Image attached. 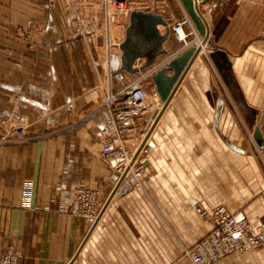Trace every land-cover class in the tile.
Here are the masks:
<instances>
[{"label": "crops", "instance_id": "obj_1", "mask_svg": "<svg viewBox=\"0 0 264 264\" xmlns=\"http://www.w3.org/2000/svg\"><path fill=\"white\" fill-rule=\"evenodd\" d=\"M63 4L0 0V255L12 248L20 264H191L186 250L213 229L197 208L220 205L264 232V37L244 39L264 32V0H232L214 19L207 17L211 45L161 115L152 76L190 43L170 29L167 56L145 72L125 73V86L148 75L138 126L160 116L143 156L144 184L122 198L112 197L116 173L103 162L96 135L110 118L104 107L109 90L93 67L103 61V42L73 38ZM163 16L171 27L176 15ZM216 49L229 54L254 115L238 105L210 58ZM145 63L138 59L135 68ZM121 88L112 84L114 93ZM11 124L25 128L30 140L8 144ZM138 130L131 146L140 145ZM84 189L98 192L97 220L61 209ZM218 264H264V253H236Z\"/></svg>", "mask_w": 264, "mask_h": 264}, {"label": "built area", "instance_id": "obj_2", "mask_svg": "<svg viewBox=\"0 0 264 264\" xmlns=\"http://www.w3.org/2000/svg\"><path fill=\"white\" fill-rule=\"evenodd\" d=\"M79 0H71L75 3ZM217 5L215 4L214 7ZM212 10V9H211ZM70 12L74 18H80L79 11L73 7ZM115 21L110 16L108 23ZM189 22H177L171 25V29L180 42H186L188 35L181 40L180 33L184 31V25ZM191 24V23H190ZM193 29V28H192ZM111 50L118 49L117 55L122 56L120 44H110ZM115 52L111 54L110 76L118 82L125 81V72H122L121 56L114 68L112 63ZM147 74H143L135 81L126 85L118 93L109 91L104 99V107L110 111V118L105 126L96 135L103 144L102 160L109 165L116 173V184L112 192V197L122 198L141 188L145 180L144 155L149 153L147 146L148 134L155 117L146 120L144 126L139 127V120L144 116L146 99L148 96L146 82ZM157 96L158 93L156 92ZM138 130L140 145L134 147L129 144V140L135 130ZM147 138V140H146ZM146 140L144 145L143 142ZM140 153L137 155L139 148ZM26 201L29 202L32 195V186H27ZM62 197L67 199V194ZM62 211L75 216H82L89 220H97L101 208L98 206V192L96 190H81L72 202L62 206ZM198 214L204 220L212 224L213 229L207 236L186 250V257L191 264H217L230 255L236 253H248L262 251L264 253V232L261 229L254 230L248 224L243 214H234L225 206H217L211 210L197 208ZM0 264H20L18 257L12 248L0 255Z\"/></svg>", "mask_w": 264, "mask_h": 264}, {"label": "water", "instance_id": "obj_3", "mask_svg": "<svg viewBox=\"0 0 264 264\" xmlns=\"http://www.w3.org/2000/svg\"><path fill=\"white\" fill-rule=\"evenodd\" d=\"M179 1L189 15L199 36L202 38L203 45H211L210 24L201 10V8L211 0ZM159 26H165L167 28L165 34L161 33ZM169 35L170 30L168 29V22L163 15L145 11L131 12L130 24L126 30L125 40L120 44V50L122 52V72L135 75L154 67L160 57L168 55V52L164 48V43L168 40ZM200 52L201 48L193 46L167 61L152 76V81L164 105L160 115L170 103L179 84L182 82L189 70V67L195 61ZM141 58H145L146 63L139 68H135L136 61ZM210 58L213 60L217 70L226 82L234 98L237 100L238 105L242 108L245 114H247V116H249V114L254 115L255 110L248 108L245 103L244 96L241 94L237 78L233 72V63L229 58V54L223 49H216L210 54ZM170 71H173L172 76L168 75ZM159 116L155 119L154 125L150 129L148 137L154 129ZM254 138L259 146L262 147L263 138L259 129L255 131ZM146 140L143 142L142 146ZM140 150L141 147L139 148L137 155L140 153Z\"/></svg>", "mask_w": 264, "mask_h": 264}, {"label": "rangeland", "instance_id": "obj_4", "mask_svg": "<svg viewBox=\"0 0 264 264\" xmlns=\"http://www.w3.org/2000/svg\"><path fill=\"white\" fill-rule=\"evenodd\" d=\"M231 1L232 0H211L204 7H202V12L209 18V20H212L215 15L223 11ZM64 4L63 7L66 8L65 11L69 14L65 20V24L67 29L72 31L73 38L82 39L87 42H98L99 40L103 42V61L100 62L99 60H94L93 67L97 69L98 73L104 75V87L109 91H112V84L114 82L118 83L122 87L120 91L125 87V81L118 82L115 78L110 76V60L111 54L114 52V50H111L110 44L113 43L118 45L123 42L122 40L125 28L124 23L127 20L129 21L131 12L145 11L165 16L175 14L176 19L172 22V24L186 21V15H188L179 0H79L75 1L73 4L71 3V0H64ZM215 4L217 5L216 7H214ZM73 7L79 11L81 16L80 18H74L70 12ZM110 16L115 18V21L112 22L111 25L108 23ZM192 26L194 27L193 24ZM192 26L189 22L184 25V31L188 35V38L184 43H190L188 48L191 46L198 48L199 46L194 44L197 38ZM244 35V39L247 41L250 39L264 37V32H249ZM8 121H10L9 118L7 119V122ZM11 125L12 126L7 128L8 138L6 141L8 144L30 140L27 136L25 128L15 124ZM251 134L253 135L252 132Z\"/></svg>", "mask_w": 264, "mask_h": 264}, {"label": "bare ground", "instance_id": "obj_5", "mask_svg": "<svg viewBox=\"0 0 264 264\" xmlns=\"http://www.w3.org/2000/svg\"><path fill=\"white\" fill-rule=\"evenodd\" d=\"M199 1H201V0H199ZM201 10H202V8H201ZM185 11H186V10H185ZM202 13H203V12H202ZM203 15H204V16L206 17V19L208 20L207 16H206L204 13H203ZM187 17H188V19H189V21H190V23H191V26H192L193 23H192L190 17H189L188 15H187ZM168 28H169V30L171 29V27H170L169 24H168ZM192 28H193V31H194L196 37H197V35H198V37H199V39L196 41V44H198V45L200 46L199 48H201V51H202V50H205L206 47H207V45H203V40H202V38L199 36V34H198L196 28H194L193 26H192ZM185 35H186L185 31H183V32L180 33L181 40H183V39L185 38ZM114 52H115L116 55L113 56L112 63H113V65H114V68H117V64H118V61H119L121 55H117L118 49H116ZM200 53H201V52H200ZM200 53H199V54H200ZM157 117H158V116H157ZM157 117H156V118H157ZM156 118H155V119H156ZM154 122H155V121H154ZM154 122H153L152 126L154 125Z\"/></svg>", "mask_w": 264, "mask_h": 264}]
</instances>
